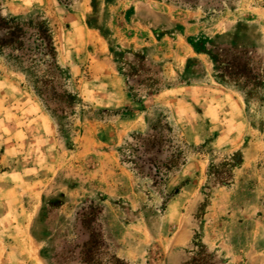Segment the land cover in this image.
<instances>
[{
  "label": "rangeland",
  "instance_id": "rangeland-1",
  "mask_svg": "<svg viewBox=\"0 0 264 264\" xmlns=\"http://www.w3.org/2000/svg\"><path fill=\"white\" fill-rule=\"evenodd\" d=\"M0 16L44 22L58 65L0 52V264H264V0ZM158 145L182 153L162 178Z\"/></svg>",
  "mask_w": 264,
  "mask_h": 264
},
{
  "label": "trees",
  "instance_id": "trees-1",
  "mask_svg": "<svg viewBox=\"0 0 264 264\" xmlns=\"http://www.w3.org/2000/svg\"><path fill=\"white\" fill-rule=\"evenodd\" d=\"M28 29H34L37 38L32 40V35L27 31ZM39 42V43H37ZM33 50L36 52L44 51L49 57L48 64L50 67H58L57 65V51L54 46L53 36L50 33V30L47 28L44 22L36 23L32 25L22 24L16 21L13 18H5L0 16V52L9 51L11 52V58L21 59L23 57V53H29L33 48L30 44H35ZM153 136V135H152ZM151 137V136H150ZM167 145V143H163ZM165 145H158L157 152H164V161L162 162H153L152 160L148 162L149 170L155 176V178L163 177V170L169 171L175 167L179 160L182 158V153L178 150H174L172 152H168L165 149ZM155 149L154 141H151L149 137L146 139V146L143 148V152L150 153ZM146 150V151H145ZM133 154L130 152L128 156L129 161L131 162ZM135 165V169H138V166H145L144 162L138 165L139 163L131 162Z\"/></svg>",
  "mask_w": 264,
  "mask_h": 264
},
{
  "label": "crops",
  "instance_id": "crops-1",
  "mask_svg": "<svg viewBox=\"0 0 264 264\" xmlns=\"http://www.w3.org/2000/svg\"><path fill=\"white\" fill-rule=\"evenodd\" d=\"M31 99H29V102H30V108L28 107V106H26V108L29 110V109H32V110H36L35 112H39V108H36L35 109V106H36V104H35V102H31L30 101ZM35 116H37V114H35ZM44 118L45 116L43 115V114H41V116H40V118ZM46 129V128H45Z\"/></svg>",
  "mask_w": 264,
  "mask_h": 264
}]
</instances>
